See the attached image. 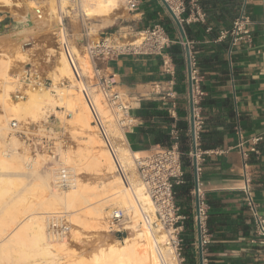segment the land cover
I'll return each instance as SVG.
<instances>
[{
    "label": "crops",
    "instance_id": "crops-1",
    "mask_svg": "<svg viewBox=\"0 0 264 264\" xmlns=\"http://www.w3.org/2000/svg\"><path fill=\"white\" fill-rule=\"evenodd\" d=\"M189 1L185 0L186 3ZM197 1L206 8L207 24L184 25L183 40L160 0H138L137 10H127V17L120 20V27L115 30L124 33L118 35L121 41L133 40L144 28L160 23L171 43L162 55H117L102 64V73L113 76V90L120 93L129 105L133 121L124 129V136L131 150L141 156L148 155L158 146L169 145L172 127L178 130L184 174L182 182L177 185L190 182L192 186L188 205L192 215L191 231L186 226L188 215L184 209L187 205L178 206L185 216L183 252L185 264H197L194 183L188 155L191 141L188 135L187 78L182 45L185 41L189 43L204 91L201 101L204 126L198 141L202 156L197 161V173L208 206L206 223L211 234V242L204 253L206 264H264V245L258 242L242 192L246 174L253 199L264 215V155L257 148L264 136V36L254 20L262 1ZM242 10L253 20L250 42L241 39L231 46L230 36L218 40L219 31L230 28ZM167 58L173 64V76L163 72L162 61ZM155 83L166 91L171 89L176 97L163 98L155 92ZM255 137L261 139L254 143ZM252 148L257 152L251 151ZM242 153L247 154L245 159ZM191 238L193 241L188 242ZM187 256L192 258L188 261Z\"/></svg>",
    "mask_w": 264,
    "mask_h": 264
},
{
    "label": "bare ground",
    "instance_id": "bare-ground-1",
    "mask_svg": "<svg viewBox=\"0 0 264 264\" xmlns=\"http://www.w3.org/2000/svg\"><path fill=\"white\" fill-rule=\"evenodd\" d=\"M120 1L26 0L23 12L27 15L17 20L25 24L27 16L33 17V21L41 19L46 8L48 15L43 22L51 25L53 30L59 28L64 39L65 13L71 14L77 9L85 20L97 19L103 27L111 24L119 14ZM12 3L11 0H0L3 6ZM26 30L21 26L18 34ZM24 38L23 35L18 36V40L23 42ZM141 40L142 37L138 36L117 44L138 45ZM50 53V58H55L47 73L52 80L51 88L43 85L36 65L30 72L31 82L22 83L10 77L9 63L0 60V264H163L166 252L164 235L141 223L140 211L134 204L136 200L142 210H152L149 196L136 176L134 161L142 156L128 147L124 130H119L121 146L117 147L116 143L108 140V134L116 133L118 127L112 121L115 116L106 106L102 93L95 90L92 93L90 85L83 79L93 72L86 54L74 46L71 51L67 50V54L58 47ZM50 58L46 59L51 61ZM18 61L22 64L27 59L20 55ZM27 72H21V78L24 79ZM66 81L69 85H65ZM77 85L79 90L75 89ZM17 89L18 93H15ZM59 107L72 110V118L64 117L66 110L60 111ZM51 114H57L65 122L77 125L79 131L88 133L89 146L85 145L87 148L93 145L88 149H80V145L76 151L64 150L63 161L72 171L74 182L68 189L54 187V168L45 176L37 175L46 161L45 153L36 151L28 154L26 148H21V142L10 135L9 121L33 126ZM92 120L96 122L109 151L98 149L104 142L94 133ZM114 168L119 176L114 175L108 183L95 187L79 177L88 171L111 174ZM29 175L36 178L27 187L24 177ZM108 204L128 212L129 220L122 227H110V212L105 211ZM52 213H64L71 232L76 231L75 227H82L103 234L101 242L92 249L88 262L85 257L83 260L74 254L67 236L59 240L52 238L47 224V217ZM111 231L115 232L111 234Z\"/></svg>",
    "mask_w": 264,
    "mask_h": 264
},
{
    "label": "built area",
    "instance_id": "built-area-1",
    "mask_svg": "<svg viewBox=\"0 0 264 264\" xmlns=\"http://www.w3.org/2000/svg\"><path fill=\"white\" fill-rule=\"evenodd\" d=\"M161 2V1H160ZM168 5L174 16L178 19L182 26L187 24H204L206 22V13L202 9L197 0H191L188 3L185 0H164ZM126 9L128 11H135L138 8V0H124ZM162 4V2H161ZM170 17V16H169ZM251 21L249 15L242 10L241 14L234 19L229 29H222L219 31L218 40L230 36L231 46L245 39L247 42L251 40ZM207 28L206 30H209ZM142 37L138 45H119L121 41L119 37L116 39L111 36L99 37L94 42L87 45V57L93 69V74L97 79V85L103 94L109 106L113 109L115 116V123L118 128L124 130L132 124V117L129 115V105L124 101L121 94L113 90L115 81L113 76L104 75L102 73V64L111 58L123 53L146 54V55H162L163 50L171 43L170 37L165 27L160 23H154L139 33ZM122 42V41H121ZM188 46L189 43L187 42ZM184 45V43H182ZM190 48V47H189ZM191 61V82H192V103H193V140L195 143V153L189 151L191 159L195 157L196 161L201 160L202 152L198 148V141L201 131L204 126V118L202 115L201 101L204 96V91L201 86V78L196 69L195 59L190 55ZM163 72L173 76L174 67L170 59H163ZM28 73V72H27ZM172 84V81H169ZM154 90L157 94L162 95L163 98L176 97V94L171 89L164 90L159 83L154 84ZM70 116V114H68ZM189 124V120H188ZM11 129L18 135L22 141L27 144L29 149L34 153L36 151L44 150L54 163V187L56 189H68L73 185L72 171L64 163L63 156L51 145L50 140L43 139L41 143H34L28 137L25 131L20 130L16 121L11 122ZM190 136V127L188 129ZM261 137H255L253 142L256 143ZM251 151L257 152L254 148ZM244 159L247 157L246 153H242ZM135 168L137 178L144 187L149 196L152 210L144 211L134 200L135 206L140 211L141 223H144L151 230H157L164 235L163 246L166 252L163 255V264H185L186 258L183 252L184 240L182 237L183 223L185 216L180 212L179 207L175 202L174 186L182 182L183 178V164L182 152L179 148V133L177 128L172 127L170 130V143L167 146H158L148 155L136 158ZM245 166V163H244ZM198 172V162H197ZM242 192L245 197L246 205L251 213V217L255 226V233L259 237V244L264 245V215L259 211L257 203L254 201L250 179L244 175V185ZM198 208L197 212L194 207V192H193V222L195 232L196 224L200 235L201 246V264H206L204 253L207 246L211 242V234L207 228V214L208 206L205 200L204 193L197 186ZM109 225L112 229L120 228L129 220V214L126 211H121L119 208H113L109 214ZM48 232L53 239L66 238L69 232V226L64 213H52L47 217ZM194 251L198 264V245L195 236Z\"/></svg>",
    "mask_w": 264,
    "mask_h": 264
},
{
    "label": "rangeland",
    "instance_id": "rangeland-1",
    "mask_svg": "<svg viewBox=\"0 0 264 264\" xmlns=\"http://www.w3.org/2000/svg\"><path fill=\"white\" fill-rule=\"evenodd\" d=\"M11 1L13 3L9 6L0 5V60L4 63H9L8 73L10 77L19 80L22 83L31 82V79H29L30 72L34 70V65H36L37 72L41 77V81L42 83L44 82L43 85L47 88H51L52 80L48 77L47 73L50 70V67L54 65L55 58L53 56H51L50 58V54H51L50 52L53 49H56L57 47L58 50L61 49V51H64L67 54V50L71 51V48L74 46L77 49H79V52H81L82 54H86V58H87L86 47L88 44L94 42L99 37L111 36L112 38L116 39V37H118L119 34L122 35L124 34L123 32L122 33L115 32V30L119 29L120 27L119 26L120 20L127 17L128 11L126 9L124 0H121L119 2L118 11L120 12V15L116 16L114 22L111 23L112 25L106 27L104 26L102 27L100 25L101 22L97 19L85 20V18H83V16L81 15V13L78 12L77 9H74L71 12V14L66 15L65 13L64 15L65 17H63V23L65 29L64 39L63 37H61V32L59 28H57V30H53L51 25L49 24L47 25L43 22V20L48 15V11L46 8H44L41 14L42 15L41 19H37L33 21L32 19L33 17L27 16L25 18L26 23L22 24L18 22L17 19L23 15H27V12L26 13L23 12L24 3L26 2V0H11ZM261 1H262L261 9L258 10V13L254 17V20L255 22H258V26L262 30L264 36V0ZM57 16L59 18V14ZM250 21L252 24L253 20L251 18ZM21 26H25V28L28 29L25 32L19 33L20 35L25 36L24 42L18 40V36H20L18 34V31ZM125 40L126 39H124V41L122 42H125ZM126 41H130V40H126ZM263 54H264V49H263ZM20 55H23L27 59L26 63H22V64L19 63L18 60L20 58ZM47 57L51 59V61L49 60L50 62L46 59ZM23 71H28L24 79L21 78L20 76V73ZM103 73L106 74L105 72ZM83 79L87 85H90V89L92 93L94 90L101 93L97 85V79L94 76L93 72L90 73V76H83ZM77 80L78 79H76V81ZM65 85H69V82L66 81ZM75 89L79 90L78 85L75 87ZM53 92L55 93V91ZM15 93H18V89L15 91ZM104 101L106 102V106L108 107V109L110 108L111 113H113V109L109 106L105 98ZM58 109L60 111L66 110L64 107L63 108L59 107ZM0 112H2L1 108H0ZM68 114H70V116ZM73 114L74 112H72V110H66L64 112V117L72 118L71 115L73 116ZM59 119L61 120L60 124H58ZM12 121H16V120H11L8 122L9 124L8 126L10 127V131H11V133L9 131L10 135L16 137L18 141L21 142L20 144L21 148L22 147L24 149L26 148L25 150L27 151V153L31 154L32 151L29 149L27 144H25L22 141V139L19 138L18 135L11 129ZM112 121L116 125L115 120L113 118ZM16 122L18 123L19 129L25 131L26 135L30 137L34 143L36 144L41 143L43 139H48L50 140L51 145H53V147H55L56 150H58V152L62 154V156L64 154L63 153L64 150L74 151L75 148L78 150L79 149L78 147L80 145H81L80 149L81 148L88 149L93 146V145L91 146L90 144V147L88 148L86 147L87 145L89 146V143L87 141V138L89 137L88 133L79 131V129L76 128L77 125L75 127V124H69L65 122V120L61 119V117L58 116L57 114H51V116L39 120L33 126L19 123L18 121ZM91 124L95 126V128L93 129L94 133L98 137H100L104 142V139L102 138L103 135L101 136V133H99L98 131L99 128L97 129L96 127V122L92 120ZM72 125H74V128L72 127ZM104 127L105 129H107L106 125H104ZM119 130L120 128H117V132L113 133L114 135L112 133H111L112 135H110V133L108 134L109 135L108 140L113 144L116 143L117 147L121 146L123 143L119 139V133H120ZM98 149H107L109 151L108 147L105 145V142L104 144L102 143V146L98 147ZM95 150L96 148L94 149V151ZM43 152L44 150H42V153ZM44 155L45 157L47 156L48 158L46 157L45 163L38 169L37 175L39 176H45L47 171H51L52 168H54V163L51 161L49 156L46 153ZM114 175L119 176V174L115 171V168H114V172L111 174L88 171L85 173H81L79 177L82 179V181H84V183H87L89 186L95 187L99 184L101 185L103 183H108L110 178H112ZM136 176H137V172H136ZM35 178L36 176H32V175H29L28 177H24L25 179L24 185L28 187L35 180ZM20 187L23 188V186ZM108 205L105 207L106 213L110 212L113 208H119L116 205H110V204ZM75 228L76 231L74 232H71L69 230L70 232H68L67 238H69L70 240V244L74 254L76 256H81L83 260L86 258L85 261L88 262L89 255L92 249H94V247L101 242L103 238L102 236L103 234L99 232L85 230L82 227H75ZM114 232L115 231H111L110 233L113 234ZM3 264H8V263H3Z\"/></svg>",
    "mask_w": 264,
    "mask_h": 264
},
{
    "label": "water",
    "instance_id": "water-1",
    "mask_svg": "<svg viewBox=\"0 0 264 264\" xmlns=\"http://www.w3.org/2000/svg\"><path fill=\"white\" fill-rule=\"evenodd\" d=\"M162 2V5L166 9L168 15L172 19V21L175 23L178 32L183 40H185V33L184 28L178 21V19L174 16L168 5L164 2V0H160ZM184 58H185V65H186V78H187V98H188V120H189V127H190V136L192 139L191 143V151L194 154L196 147L193 140V103H192V82H191V61H190V48L187 44V42H184ZM192 173H193V192H194V207L195 211L197 212L198 208V199H197V186H198V173H197V161L196 158H192ZM196 240L198 245V263L201 264V246H200V235L198 230V224H196Z\"/></svg>",
    "mask_w": 264,
    "mask_h": 264
},
{
    "label": "trees",
    "instance_id": "trees-1",
    "mask_svg": "<svg viewBox=\"0 0 264 264\" xmlns=\"http://www.w3.org/2000/svg\"><path fill=\"white\" fill-rule=\"evenodd\" d=\"M200 5H201L202 9L204 10V12L206 13V8L204 7V5L201 4V2H200ZM205 24H207V13H206ZM227 29H229V27ZM212 30L216 31L214 28H212ZM174 61L176 63H178L179 61H181V59L179 61H177V60H174ZM200 138H201V136H200ZM166 145H168V143ZM257 148H258V151L264 155V136L262 138V141L259 142V144L257 145ZM191 189H192V186H191L190 182L184 183L182 185H175L174 186L175 202H176L177 206H181L184 204L187 205L186 209H184L185 210L184 212L188 215L187 220H186V226L190 231L192 230V215H190V213L188 211L190 208L188 205H189L190 197H191V195H190ZM190 235H191V233H190ZM187 241L192 242L193 239L191 238V239H188ZM190 258H192V257H188L189 260H190Z\"/></svg>",
    "mask_w": 264,
    "mask_h": 264
}]
</instances>
